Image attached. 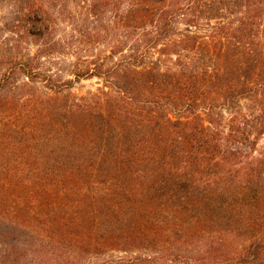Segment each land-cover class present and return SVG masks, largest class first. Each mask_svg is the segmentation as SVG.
Segmentation results:
<instances>
[{
	"label": "trees",
	"instance_id": "obj_1",
	"mask_svg": "<svg viewBox=\"0 0 264 264\" xmlns=\"http://www.w3.org/2000/svg\"><path fill=\"white\" fill-rule=\"evenodd\" d=\"M118 1L117 61L0 76V264H264V0ZM15 2L49 43L47 0Z\"/></svg>",
	"mask_w": 264,
	"mask_h": 264
},
{
	"label": "rangeland",
	"instance_id": "obj_2",
	"mask_svg": "<svg viewBox=\"0 0 264 264\" xmlns=\"http://www.w3.org/2000/svg\"><path fill=\"white\" fill-rule=\"evenodd\" d=\"M47 3L57 23L52 40L44 45L42 41H31L16 29L15 0H0V76L19 62L30 60L37 67L35 70L55 80L75 79L73 72L78 69L94 67V63L108 65L121 57L123 34L118 0H47ZM16 78L19 82L26 80L22 74ZM100 87L103 80L94 76L81 78L71 91L84 95ZM21 228H14L15 235L31 246L33 258L41 259L38 255L41 253L44 257L43 245L33 243L29 228ZM128 255L114 251L101 258Z\"/></svg>",
	"mask_w": 264,
	"mask_h": 264
}]
</instances>
